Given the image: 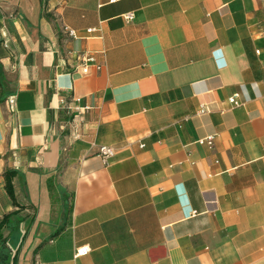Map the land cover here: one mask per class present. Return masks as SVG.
Returning <instances> with one entry per match:
<instances>
[{
  "label": "crops",
  "instance_id": "1",
  "mask_svg": "<svg viewBox=\"0 0 264 264\" xmlns=\"http://www.w3.org/2000/svg\"><path fill=\"white\" fill-rule=\"evenodd\" d=\"M6 171L9 264H264V0H0Z\"/></svg>",
  "mask_w": 264,
  "mask_h": 264
},
{
  "label": "built area",
  "instance_id": "2",
  "mask_svg": "<svg viewBox=\"0 0 264 264\" xmlns=\"http://www.w3.org/2000/svg\"><path fill=\"white\" fill-rule=\"evenodd\" d=\"M125 19L127 21H131L133 19V15L132 14H128L125 16ZM95 30H90L89 32L92 33ZM65 34L70 37V38H74L75 37V33L72 30L69 29H64ZM5 46L7 45L6 42L4 43ZM75 66L73 67V74H80V75H87L89 73L90 67H92L95 63L94 58L91 56H87V55H83V54H78L75 56ZM229 104L232 107H239L240 103L237 101V95L231 97L229 99ZM6 104L9 107V111L10 113H13L16 107V98L14 96L8 97L6 100ZM80 110V109H79ZM82 110L87 111L89 110L88 107H84L82 108ZM209 109H207L206 107H201L200 110L198 111L199 115H204L209 113ZM214 139L215 137L210 136L207 137L205 139H201L197 142L198 145L201 146H206L209 149H212L213 145H214ZM114 152L113 149L109 148V147H100L99 148V156L101 157L103 163L107 164L109 162V160L113 157ZM89 253V248L88 247H82L81 249H78L75 253L76 257H80V256H85Z\"/></svg>",
  "mask_w": 264,
  "mask_h": 264
},
{
  "label": "trees",
  "instance_id": "3",
  "mask_svg": "<svg viewBox=\"0 0 264 264\" xmlns=\"http://www.w3.org/2000/svg\"><path fill=\"white\" fill-rule=\"evenodd\" d=\"M16 175L17 173L15 171H6L3 175L5 181V191L12 205L18 208V210L3 216V218L0 221V264H9V262L11 261L10 250L7 246V238H4L2 236V231L4 229H7L9 230V232H12L14 230V228L17 226L19 221H13V219L18 217L19 211L22 209L21 207H19V205L16 202L14 188L12 184L13 179L16 177ZM14 260L15 259H13V262Z\"/></svg>",
  "mask_w": 264,
  "mask_h": 264
},
{
  "label": "rangeland",
  "instance_id": "4",
  "mask_svg": "<svg viewBox=\"0 0 264 264\" xmlns=\"http://www.w3.org/2000/svg\"><path fill=\"white\" fill-rule=\"evenodd\" d=\"M62 201H63L64 203H66V201H65L64 199H63ZM61 203H62V202H61ZM64 206H65V207H64ZM64 206H63V205L60 206L62 213L65 212V210L67 209L66 204H64Z\"/></svg>",
  "mask_w": 264,
  "mask_h": 264
}]
</instances>
